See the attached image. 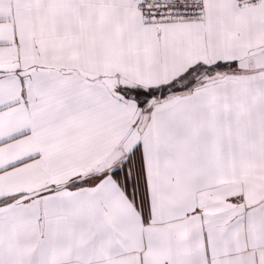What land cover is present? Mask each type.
Masks as SVG:
<instances>
[{"label":"snow or ice","instance_id":"obj_1","mask_svg":"<svg viewBox=\"0 0 264 264\" xmlns=\"http://www.w3.org/2000/svg\"><path fill=\"white\" fill-rule=\"evenodd\" d=\"M0 264H264V0H0Z\"/></svg>","mask_w":264,"mask_h":264}]
</instances>
